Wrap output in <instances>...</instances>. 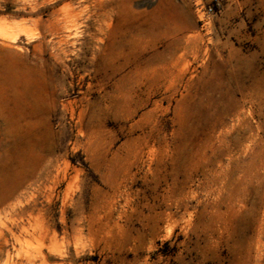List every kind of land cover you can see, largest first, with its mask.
<instances>
[{
  "label": "rangeland",
  "instance_id": "obj_1",
  "mask_svg": "<svg viewBox=\"0 0 264 264\" xmlns=\"http://www.w3.org/2000/svg\"><path fill=\"white\" fill-rule=\"evenodd\" d=\"M219 1L0 0V264H264V0Z\"/></svg>",
  "mask_w": 264,
  "mask_h": 264
},
{
  "label": "built area",
  "instance_id": "obj_2",
  "mask_svg": "<svg viewBox=\"0 0 264 264\" xmlns=\"http://www.w3.org/2000/svg\"><path fill=\"white\" fill-rule=\"evenodd\" d=\"M219 5V0H211V3L209 5L197 4L195 10L197 13L198 20L201 23H204L209 17V15H212L217 10V7Z\"/></svg>",
  "mask_w": 264,
  "mask_h": 264
},
{
  "label": "bare ground",
  "instance_id": "obj_3",
  "mask_svg": "<svg viewBox=\"0 0 264 264\" xmlns=\"http://www.w3.org/2000/svg\"><path fill=\"white\" fill-rule=\"evenodd\" d=\"M64 16H65V15H64ZM3 44H4L5 46L9 47V48L12 47V45H11L12 43H9V42H4ZM79 114H80V113H79Z\"/></svg>",
  "mask_w": 264,
  "mask_h": 264
}]
</instances>
